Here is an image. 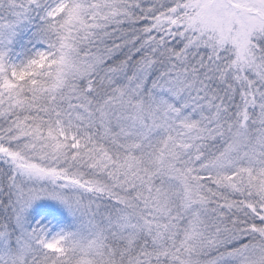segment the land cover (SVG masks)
<instances>
[{
    "label": "snow or ice",
    "instance_id": "obj_1",
    "mask_svg": "<svg viewBox=\"0 0 264 264\" xmlns=\"http://www.w3.org/2000/svg\"><path fill=\"white\" fill-rule=\"evenodd\" d=\"M0 264H264V0H0Z\"/></svg>",
    "mask_w": 264,
    "mask_h": 264
}]
</instances>
